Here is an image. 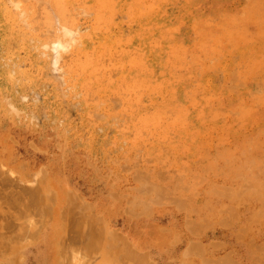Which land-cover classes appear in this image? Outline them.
Returning <instances> with one entry per match:
<instances>
[{"label":"bare ground","instance_id":"obj_1","mask_svg":"<svg viewBox=\"0 0 264 264\" xmlns=\"http://www.w3.org/2000/svg\"><path fill=\"white\" fill-rule=\"evenodd\" d=\"M168 1L0 0V106H4L3 97L13 87L24 91L29 81L40 82L51 57L43 58L40 51L52 39L50 36H54L52 43L59 49L65 33L87 27L85 33L74 32L79 35L78 43L68 40V45H76H72L64 62L61 60L63 70L59 71H63L60 74L65 84L49 82V95L53 94L54 98H48L46 105L63 107L77 102L81 125L69 119L66 123L74 127L75 133L85 135L82 139L90 152H100L104 158L113 155L116 165L122 158H148L160 166L157 170L137 171L138 192L125 205L121 204L125 211H145L151 200H169L172 194L178 198V205L191 207L186 199L190 200L192 193L200 191L204 176L189 172L190 163L176 164V184L170 189L156 172H161L168 162L203 157L206 160L200 169L206 173L219 174L228 169L229 179H214L209 192L239 197V200L243 196L252 197L257 201L252 214L255 222L264 217V153L250 154L247 143L256 142L254 136H258L262 140L260 145H264V1L251 0L238 10L214 8L213 11L212 7H200L203 0H185L186 9L176 14L168 12ZM12 5H16L14 10ZM125 25L129 27L127 33L123 30ZM42 27L47 31L46 37L39 32ZM186 29L197 34V41L187 43L180 37ZM12 64L21 65L16 68V77L7 70ZM215 69L224 73L222 80L210 73ZM226 117L231 119L229 124ZM251 119H263L260 130L249 136H235L233 128ZM218 133L228 134L233 142L239 140L243 147H235L236 143L221 147L219 143L215 153L206 152L204 143ZM221 161L224 164L220 166ZM234 175L240 178L238 187L231 185L230 178ZM47 191L50 190L45 195ZM61 191L54 190L52 199L44 197L43 214L51 219L47 230H50L48 243L52 249L49 259L54 264H153L146 253L128 245L119 232L104 230L92 212L80 217L84 224L80 234L86 255L92 259L95 253L101 252L100 263H87L85 257L79 263L82 257L78 252V255H65L67 252L63 253L59 245L70 229L71 203ZM26 196H31V200L34 197L32 193ZM209 206L207 203L206 207ZM227 208L233 211L232 207ZM223 219L229 222L226 216ZM248 229L244 225L242 232L247 234ZM36 234L38 231L32 235ZM196 246L192 247L193 251L187 249L185 256L198 252L199 264H208L204 251H198ZM257 249V252L250 251L251 256H255V264H264V247ZM218 259L216 264H240L226 254Z\"/></svg>","mask_w":264,"mask_h":264},{"label":"rangeland","instance_id":"obj_2","mask_svg":"<svg viewBox=\"0 0 264 264\" xmlns=\"http://www.w3.org/2000/svg\"><path fill=\"white\" fill-rule=\"evenodd\" d=\"M250 1L203 0L200 7L205 9L212 7L213 11L214 8L216 10L226 8L238 10ZM185 3V0H169L167 10L176 14L180 9H186ZM15 6L12 5L11 9L14 10ZM16 10L18 11V8ZM119 17L118 15L116 19L119 20ZM72 30H70L72 34L70 31L68 34H64L68 37L63 35V38L62 36V41H60L63 46L59 48L60 50L52 43L54 36H50L49 38L52 39L41 47V56L48 57V59L49 55L51 57L40 82L29 81L24 87V91L13 87V91L9 93V90L3 97L2 105L4 106H0V262L2 264H54L49 259L52 249L48 243L50 230H47L51 219L43 214L45 211L44 201H46L44 197L52 199L54 190L58 192L62 190L64 198L71 203L69 211L71 225L59 247L65 251L63 253L67 252L65 255H81L82 259L78 261L79 263L84 257L87 263L89 261L100 263L102 259L100 251L95 253L92 259L86 255L84 241L80 234L84 230V224L80 217L85 213L92 212L100 220L104 230L119 232L125 237L128 245L136 251L146 253L148 260L153 264H199L201 258L197 257L198 252L192 253L188 257L184 254L188 250L193 251L194 245H197L195 248H199L198 251H204L205 258L209 260L208 264H216L218 258L225 254L240 264H255V256H251L250 251L257 252V248L264 247V217L255 222L252 221L257 201L249 196L240 197L239 200V197L209 192V186L214 179L220 181L229 179L226 173L228 169L219 174L212 171L206 173L200 169V164L206 160L203 157L193 160L181 158L178 159V162H168L161 172H156V174L159 173L158 178L162 180V183L170 189L176 184L175 177L178 172L176 164L190 163L192 170L189 172H198L203 175L204 181L200 191L195 192L197 194L192 193L190 200L186 199L188 206L192 204L191 207L186 208L185 205H178V198L172 194L173 201L170 200L171 198L158 202L151 200L145 211L139 209L136 210V213L125 211L122 205H125L129 198L135 197L138 192L137 171L139 169L157 170L160 166L158 167L156 162L148 158H122L116 165L113 161L115 156L108 155V158H104L100 152H90L88 146L83 142V139L86 138L85 135L75 133L74 127L66 123V119H69L75 125H81L79 124L77 102L72 106L63 107L60 104L46 105L48 98H54L53 94L49 95V82L53 80L60 86L65 84L61 75L63 71L59 70H63L61 60L64 62V57L69 55L71 48L76 45L68 44L79 42L77 40L79 35L76 36L77 34L74 32L85 33L88 28L80 27L73 32ZM123 30L127 33L129 27L125 25ZM39 32L41 35L47 36V31H44L43 27L39 29ZM180 37L187 43L198 39L197 34L189 29L184 30ZM73 38L76 41H73ZM66 45L70 48H65ZM43 51L44 53H42ZM22 53L24 54V52ZM17 67H21V65L12 64L7 67L8 73L16 77ZM52 67L53 69H51ZM210 73L217 75L220 80L224 74L219 69L211 70ZM214 82L216 81L214 80ZM64 92H67V89ZM92 98L95 99L96 96H92ZM12 102H15L14 105ZM225 121L229 124L231 119L226 117ZM262 121L263 119L255 121L251 119L247 123L250 126L243 123L239 127L235 126L233 128L235 136H249L256 133L257 130H260L258 127ZM252 131L253 133H251ZM103 132L101 129L100 133L103 134ZM254 137L256 142L247 143L250 144L249 152L259 156L264 153L262 151L264 145H260L259 142L262 140H258V136ZM208 138L213 139L204 143L207 145L205 151L210 154L216 152L219 143L221 147H228L234 143L237 148L243 147V143L239 140L231 141L230 136L225 133L214 134ZM255 147L256 149H254ZM222 164H224L223 161L220 162V166ZM237 179L239 183H236ZM39 182L41 183L39 184ZM230 182L234 187L241 184L240 178L236 175L231 176ZM164 185L162 186L164 187ZM227 185L230 186L229 182ZM47 187L48 189H46ZM152 187L154 188V185ZM27 190L34 191L28 192ZM46 190H50L47 191L48 195H45ZM31 193L35 197V199L32 197L33 201L31 196H26ZM16 200L25 203L19 204ZM37 201L39 202L37 203ZM207 203L211 205L209 207L215 209L206 207ZM53 204L55 205V202ZM227 207H232L233 211ZM225 208L228 211H225ZM25 210L29 211V214ZM26 214L27 218H25ZM224 214L229 222L221 221L225 216H220ZM22 215L24 218L21 217ZM229 216H231L230 219H228ZM24 225H26L25 229ZM244 225L249 227L247 234L242 232ZM37 231L38 234L33 236L32 234ZM190 244H194L191 249H189ZM65 246L68 249H64ZM70 248H73L72 253H75H70ZM78 249L79 251L81 249V253ZM258 257L256 258L260 263V257Z\"/></svg>","mask_w":264,"mask_h":264}]
</instances>
